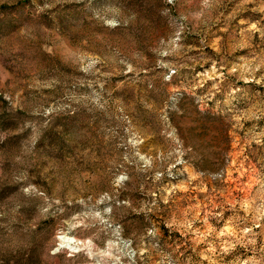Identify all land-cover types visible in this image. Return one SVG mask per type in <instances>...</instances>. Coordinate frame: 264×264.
<instances>
[{"label": "rangeland", "instance_id": "374dc122", "mask_svg": "<svg viewBox=\"0 0 264 264\" xmlns=\"http://www.w3.org/2000/svg\"><path fill=\"white\" fill-rule=\"evenodd\" d=\"M0 264H264V0H0Z\"/></svg>", "mask_w": 264, "mask_h": 264}, {"label": "bare ground", "instance_id": "6f19581e", "mask_svg": "<svg viewBox=\"0 0 264 264\" xmlns=\"http://www.w3.org/2000/svg\"><path fill=\"white\" fill-rule=\"evenodd\" d=\"M62 241H63V244H69L70 243L69 238H63Z\"/></svg>", "mask_w": 264, "mask_h": 264}]
</instances>
